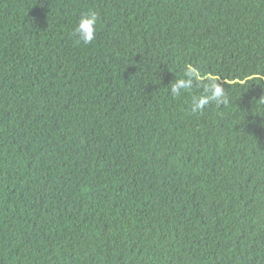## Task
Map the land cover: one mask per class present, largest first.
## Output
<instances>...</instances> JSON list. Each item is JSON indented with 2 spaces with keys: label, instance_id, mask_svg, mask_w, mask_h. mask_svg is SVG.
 <instances>
[{
  "label": "trees",
  "instance_id": "1",
  "mask_svg": "<svg viewBox=\"0 0 264 264\" xmlns=\"http://www.w3.org/2000/svg\"><path fill=\"white\" fill-rule=\"evenodd\" d=\"M0 264H264V0H0Z\"/></svg>",
  "mask_w": 264,
  "mask_h": 264
},
{
  "label": "clouds",
  "instance_id": "2",
  "mask_svg": "<svg viewBox=\"0 0 264 264\" xmlns=\"http://www.w3.org/2000/svg\"><path fill=\"white\" fill-rule=\"evenodd\" d=\"M98 16L95 12L88 11L81 14L79 21L74 29V34L78 37L79 42L87 45L90 44L96 34V24H97ZM191 75H195L194 71H191ZM189 82H185L183 80L179 81L175 87H188ZM174 87V90H175ZM211 94L209 96H203L197 99L195 109L203 108L210 100H216L217 102L227 103V99L225 97L224 89L213 83L211 85Z\"/></svg>",
  "mask_w": 264,
  "mask_h": 264
}]
</instances>
